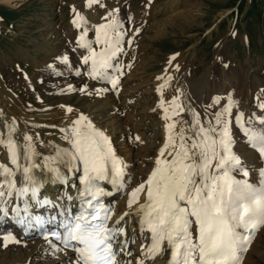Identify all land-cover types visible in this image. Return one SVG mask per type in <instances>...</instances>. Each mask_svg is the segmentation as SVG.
Segmentation results:
<instances>
[{
	"label": "snow or ice",
	"instance_id": "snow-or-ice-1",
	"mask_svg": "<svg viewBox=\"0 0 264 264\" xmlns=\"http://www.w3.org/2000/svg\"><path fill=\"white\" fill-rule=\"evenodd\" d=\"M85 6L107 8L105 0H85ZM72 12V24L81 30L76 44L87 52L82 57L83 65L87 66L86 74L92 80L111 86V89H96V94L117 90L124 74L120 62L125 54L124 45L128 48L133 45L132 38L125 40L127 32L116 18L119 8L106 12L103 17L106 22L94 28V41L87 39L88 29L82 28L87 24L86 18L75 7ZM128 31L139 35L140 29L129 28ZM176 58V55L170 58L169 66ZM61 62L69 65L68 56ZM174 67L179 71V65ZM75 74L81 75L78 70ZM157 79L163 81L157 93L161 118L165 122L164 143L150 175L128 196L126 206L131 211L116 220H113L114 210L102 201L107 192L101 185L109 183L117 189L123 188L127 165L117 157L110 138L103 131L80 114L59 128L63 134L60 138L67 147L51 144L54 154L43 155L37 152L32 135L25 133L22 142L15 139L17 121L4 118L0 111L4 129L0 131V148L6 150L7 155V162L0 161V226L7 222L11 210L17 224L43 228L49 221L28 214L29 204L33 202L59 209L57 215L62 219L57 227L62 231L45 232L43 238L54 251L71 250L74 256L69 264H125V258H128L127 264H156L165 254L169 257L167 264H243L258 232L264 228V168L259 171V187L233 175V172L242 173L244 177L249 175L233 152L231 127L235 102L229 96L221 111L202 119L200 112L183 103L179 88L171 99H164V91L173 76ZM86 90L87 86L81 89ZM67 91L74 89L70 85ZM213 104L219 105L220 99L216 98ZM259 107L264 111V103ZM65 112L70 115L73 109L66 107ZM186 114L191 119H185ZM234 121L250 146L264 157V119L257 120L259 129L246 126L243 113L236 115ZM136 140L139 141V137ZM61 165L68 173L82 172L79 177L82 188L77 189L76 196L69 193L64 197V204H57L41 198V185L35 173L47 170L57 180L68 184ZM68 187L76 185L68 184ZM22 212L25 215H21ZM129 215L138 218L140 230L147 233L146 239L150 240L147 245L141 244L140 255L134 258L124 226ZM56 219L53 216L52 222ZM50 236L63 248L53 244ZM20 242L8 233L3 235L0 247Z\"/></svg>",
	"mask_w": 264,
	"mask_h": 264
},
{
	"label": "rangeland",
	"instance_id": "rangeland-1",
	"mask_svg": "<svg viewBox=\"0 0 264 264\" xmlns=\"http://www.w3.org/2000/svg\"><path fill=\"white\" fill-rule=\"evenodd\" d=\"M16 3L22 5L16 7L15 3L0 1V74L7 86L28 108L34 107L40 112L66 100L70 103L66 104L67 107L87 106L90 97L81 89L84 86L89 88L98 81L89 78L84 65L80 67L76 64L87 52L77 46L76 40L81 30L72 24L73 7L85 17V0H16ZM105 3L107 8L93 7L100 11L119 8L116 18L123 23V30L127 32L125 40L128 37L133 39L131 48L124 45L127 51L122 62L124 74L121 88L111 92L112 95L118 94V98L135 97L132 106L122 114L120 127L116 129L115 141L120 144H116V147H121L119 152L124 160H139L145 169L157 153L162 142V118L156 111L160 97L155 82L157 77L177 72L175 65H179L178 74L187 72L190 78H200L208 70H214L219 82L225 74L221 70L222 66H219L223 63L226 70L232 71L235 80L229 83L231 90L227 86V89L212 94L210 102L204 101L201 118L221 111L231 96L235 102L232 116L244 112V121H248L246 126L252 125L254 121L253 125L258 126L257 129L261 127L257 120L262 119L259 105L264 103V0H151V3L148 0H105ZM187 17L194 21L193 27L188 26L189 22L182 24ZM93 24V20H87V24L82 25V28L88 29L87 39L90 41L95 39L96 25ZM171 25L175 29L169 27ZM165 26L169 28L157 32V28ZM129 28L140 29L139 35H133L128 31ZM73 29L79 34H75ZM156 35H159V39L153 41ZM77 47L81 54L76 53ZM93 47L96 45L93 44ZM65 55L68 56L69 65L61 62ZM174 55L177 58L169 66L168 62ZM77 70L81 75L75 74ZM219 71L221 73L217 75ZM58 72L61 74L57 75ZM70 85L74 91L68 92ZM187 92L195 93L192 105H197L198 94L195 89L190 85ZM215 96L220 99L219 105L211 103L216 99ZM185 101L188 102L187 99ZM185 104L192 108L191 102ZM250 119L252 121L249 124ZM234 123L233 119L231 132L235 154L246 159L242 162L243 166L244 163H250V158L258 161L262 167L254 169L260 171L264 163L256 149H250L252 152L249 157H244L240 152L241 145L250 144ZM136 137H139V141ZM147 145L153 146L149 156L142 149ZM129 159L123 161L126 162L124 164ZM233 173L235 178L247 180L259 187L257 179ZM263 230L258 232L257 237ZM21 240L24 239L21 237ZM259 240L257 238L256 242L259 243ZM260 244L262 249L258 251L264 254V237ZM9 250L8 247H2L0 254ZM255 257L250 260V264H264L263 256ZM50 263L46 261V264Z\"/></svg>",
	"mask_w": 264,
	"mask_h": 264
},
{
	"label": "bare ground",
	"instance_id": "bare-ground-1",
	"mask_svg": "<svg viewBox=\"0 0 264 264\" xmlns=\"http://www.w3.org/2000/svg\"><path fill=\"white\" fill-rule=\"evenodd\" d=\"M0 1H3L5 3H15L16 7L22 5L20 3H16V0H0ZM84 7H85V4L83 8ZM106 12L108 11L106 10L100 11L97 7H93L91 9L87 8V10L84 13H85V17L87 20H93V23H94L93 25L98 26L106 22L101 17L103 14L105 15ZM182 22H181L182 24L189 22L188 26L193 27L194 21L191 20V18L189 17L184 18ZM169 27H172L175 29V27L172 25ZM169 27H166V26L159 27L157 28L158 30L157 32L160 33L164 30H167ZM73 32L75 34H79V31L76 32L74 30ZM157 39H159V35H156L152 38L153 41ZM76 51H77L76 52L77 54H81V50L78 47ZM126 51L127 49H125V52ZM123 56L124 54L120 57L121 63L124 62ZM217 59H220V58H217ZM76 64L77 66L83 67L82 60H77ZM219 66H222L221 70L225 73L224 76L222 77L219 75L221 77L218 80L219 82H217L218 77L215 76L216 73L214 75V70H210V71L208 70V72H205L206 74L204 73L203 76H201L200 78H196L195 76L190 78V75H188L187 72L181 75L178 74V71L173 72V73L172 72L167 73V75L173 76V80L171 81L170 86L166 88L164 91V99L165 100L171 99L173 95H176V89L179 88L181 92L180 98L183 101V103L190 104L191 102L190 105L192 106V108H194L197 112L201 113L202 111H204V108L202 106L204 101L206 103L210 102V98H212V94L214 95V93L219 90L227 89V86H229V83L232 80H235L233 79L234 75L231 74L232 71H228L229 70L228 68L226 70L225 69L226 67L223 63H221ZM86 69H87V66H85V72H86ZM220 73H221L220 71L219 73L217 72V75ZM167 75H163L165 79H167ZM122 80H123V76L120 78V83L117 89L121 88ZM97 81L98 82H96L92 86H89V88H87L86 90V94H87L86 96L90 97V100L88 98V101H89L88 105L85 107H77V106L71 105L73 112L70 115H67L65 112V108L67 107L66 104H70L69 100L63 101L61 103L58 102V104L55 103L50 108L45 109L43 112L38 111L34 107L28 108L26 104L18 97V95L7 86L6 82L4 81L3 77L0 74V111L4 113V118H15V120L17 121L18 131L15 134V139L22 142V137L25 133L32 135L34 137V143L36 145L37 152L43 155L54 154V150L50 146L51 144H56L60 147H67L66 143L60 138L63 134L59 132V128L65 127L69 119H74L78 115L83 114L91 120V122L95 125V127L98 130L103 131L105 135L110 138L112 147L115 150L117 157L121 159L122 161H126L129 158H126L124 160L121 157V154L119 152L121 147L120 146H119L120 148L116 147V144L120 145L119 143L115 141V139L117 138L116 129L120 127L119 123L121 121L122 114L123 113L125 114L126 110L132 106L131 102L135 101V97L130 96L129 98H125V99L118 98V94L112 95L111 94L112 90H109L108 92L102 93L101 95H98L96 98H93L94 95L95 96L97 95L95 91L96 89H103V88L111 89V86L107 84L106 82L99 81V80ZM161 83H163V81L161 80H157L155 82L156 90H157V87ZM44 85L45 83L43 84V86ZM190 85L195 89V91L198 94V104L195 106L192 105V102L195 101L194 100L195 93L193 92L194 94L193 93L191 94L190 92H187L188 87H190ZM229 88H230L229 90H231L230 86ZM215 98H218V97L215 96ZM215 98H213V100ZM186 99L188 102L185 101ZM62 105L65 107H61ZM156 111L162 117V111L158 106L156 107ZM184 118L191 119V116L188 117V115L186 114ZM232 118L234 119L235 116H232ZM164 123L165 122L161 119L160 130H161V135H162V142L159 148L157 149V153L154 155L152 161L150 162L149 167L144 169L143 165H141L142 163L139 162V160L135 161L130 158L131 160L129 159L130 161L126 164L127 165L125 169L126 183L124 187L121 189H117L113 185L107 183L108 191L110 190V188H115L118 191L117 194L112 195V198H111L112 204L114 205L115 212H116L115 213L116 219H119V217L124 212L131 211L126 206L130 192L133 189H135L139 184L143 183L147 179V177L150 175L151 171L153 170L154 160L157 157L158 151L162 147L164 143V139H165ZM107 124L111 126L110 129H109V126H107ZM52 125H56L57 127L53 128L51 127ZM129 126L131 127V125ZM3 130H4L3 123H2V120H0V131H3ZM141 142L142 144H144V140L141 139ZM152 148L153 146L147 145V146H144L142 149H144V151L146 152L147 154L146 156H149L150 153H152ZM251 148H252L251 146L245 144V145H241L239 147V150L240 152H242V154H244V157L245 156L249 157L251 156V152H252L250 150ZM237 156L242 160L240 155H237ZM0 161L7 162L6 150H4L3 148H0ZM244 161H246V159ZM248 161H250V163H246L248 165L247 167L252 169L250 170L248 177L252 179H257L259 183V170L253 169V168H261V166L258 164V161H252L251 158ZM123 163H126V162H123ZM60 167H61L62 175H64V177L67 179L68 184H75L76 185L75 188H70L68 187V184L61 183L59 180H57L55 175L49 173L47 170H37L35 174L37 178L41 180L40 184L42 186H45L44 191L42 192V196L43 197L47 196L48 198H52L53 200L57 201L59 204H64L63 198L66 197L69 193H71L73 196H76V191L78 189L79 170L75 171L74 173H68L67 169L63 165H61ZM143 199L144 197L141 196V201H143ZM52 209L53 207H49L46 209V211L50 212L52 211ZM125 220H126V223L124 224V226L128 231L130 250L132 251L133 258H134L140 255L141 244L147 245L149 244V240L146 239L147 234L140 230L137 224L138 218L136 216L129 215L128 217L125 218ZM8 233L13 234L21 242L19 244H14V243L8 244V249L10 250L8 252H4L0 254V264H46V261H50L51 262L50 264H69V261L73 257V254L69 252L54 251V249L49 245L48 242L36 239L34 237H27L25 238V240H21L20 239L21 234H19V232L17 231H13V230L10 231L7 225L0 226V243H2L3 235H6ZM263 235H264V230L260 233L259 237H257L260 239L259 243L256 242L257 238L253 242L250 251L246 254L244 258L243 264H250V260L252 259L254 260V258H256L255 256H259V257L263 256V260H264V254H261L258 251L260 250L259 248H261L262 246L260 244V241L264 237ZM133 241L135 242L133 243ZM0 248L2 249V247ZM127 259L128 258H125V264H127ZM161 260L162 259H158L156 261V264H162Z\"/></svg>",
	"mask_w": 264,
	"mask_h": 264
}]
</instances>
